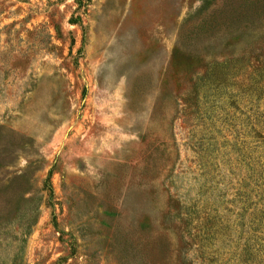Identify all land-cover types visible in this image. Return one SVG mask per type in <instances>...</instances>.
Returning a JSON list of instances; mask_svg holds the SVG:
<instances>
[{"label":"rangeland","instance_id":"obj_1","mask_svg":"<svg viewBox=\"0 0 264 264\" xmlns=\"http://www.w3.org/2000/svg\"><path fill=\"white\" fill-rule=\"evenodd\" d=\"M237 5L0 0V264H259L264 31L203 28Z\"/></svg>","mask_w":264,"mask_h":264},{"label":"trees","instance_id":"obj_2","mask_svg":"<svg viewBox=\"0 0 264 264\" xmlns=\"http://www.w3.org/2000/svg\"><path fill=\"white\" fill-rule=\"evenodd\" d=\"M238 5L234 8L224 7L213 14L210 19L203 25L204 30L211 25V22L218 15L224 21L221 29L216 33H226L228 35L243 31L251 32L256 35L264 31V28L258 22L264 21V0H237ZM214 34V30L212 35ZM248 54V53H247ZM255 120H262L256 123V129L264 131V109L256 105L254 108ZM255 153H258L253 161V170L251 174V239L254 246V255L259 264H264V132L255 130ZM52 171H49L48 178L52 176ZM243 197V196H242Z\"/></svg>","mask_w":264,"mask_h":264}]
</instances>
